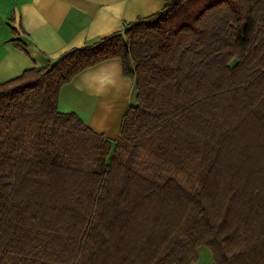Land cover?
<instances>
[{"label": "trees", "instance_id": "16d2710c", "mask_svg": "<svg viewBox=\"0 0 264 264\" xmlns=\"http://www.w3.org/2000/svg\"><path fill=\"white\" fill-rule=\"evenodd\" d=\"M113 58L136 89L115 141L58 109ZM202 247L264 264V0H165L0 82V264H191Z\"/></svg>", "mask_w": 264, "mask_h": 264}, {"label": "crops", "instance_id": "0c3cea01", "mask_svg": "<svg viewBox=\"0 0 264 264\" xmlns=\"http://www.w3.org/2000/svg\"><path fill=\"white\" fill-rule=\"evenodd\" d=\"M165 0H0V82L56 60L72 48L123 29L158 11ZM18 39L24 49L15 46ZM134 81L120 59L90 66L64 84L58 109L76 113L93 131L117 140L126 110L135 103ZM203 247L191 264H212Z\"/></svg>", "mask_w": 264, "mask_h": 264}, {"label": "rangeland", "instance_id": "374dc122", "mask_svg": "<svg viewBox=\"0 0 264 264\" xmlns=\"http://www.w3.org/2000/svg\"><path fill=\"white\" fill-rule=\"evenodd\" d=\"M232 64H233V62H232ZM147 159H148L147 154L145 152H142L141 162L138 165L139 166V169L146 168V165H147L146 161H147ZM201 249H203V247Z\"/></svg>", "mask_w": 264, "mask_h": 264}]
</instances>
